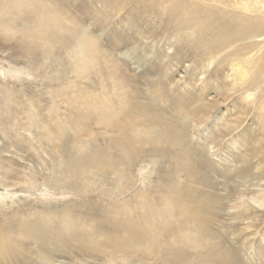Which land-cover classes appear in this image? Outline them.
Wrapping results in <instances>:
<instances>
[{"label":"rangeland","instance_id":"rangeland-1","mask_svg":"<svg viewBox=\"0 0 264 264\" xmlns=\"http://www.w3.org/2000/svg\"><path fill=\"white\" fill-rule=\"evenodd\" d=\"M109 1L126 8L111 20L114 23L109 21L110 25L98 22V12L87 16L85 33L80 35V40H87L89 36L101 47L96 51L98 55L94 52L97 59L87 63L89 79L79 86L89 85L99 93L100 81L108 88L113 84L111 77L117 76L126 99L132 102L128 106L144 104L143 111H149V119L157 123L162 117L170 118L177 135H182L185 141L176 150L174 145H169V159L158 151L143 154L142 160L148 167L136 177V186L145 179L149 197L157 190L164 191L168 184L176 185L180 181L178 185L184 189V183L193 185L189 187L195 189L194 195L206 202L207 208H201L198 214L206 221L211 235L204 242L185 249L189 254L186 264H237L232 255L242 257L241 251H245L244 262L259 264L252 252L257 244L264 246V208L252 228H244L240 218L233 220L235 224H230L229 220L232 213L242 216V207H233L241 204L242 194L256 195L264 190V80L249 85V73L240 77V72L230 63H220L222 56L216 51L218 40L176 28L175 19L150 2L143 5L132 0L130 9L127 0ZM15 4H10L9 11L0 16V89L10 90L16 102L3 108L0 99V236L12 234L13 244L20 247L28 264H84V260L92 264L94 261L88 256L81 257V253L72 248L53 252L52 247L60 243L58 239L47 238L45 233V223L51 229L61 228L63 224L56 217L54 220V215L72 206V212L84 220L86 232L96 234V243L114 236L128 242L130 255L114 252L116 264L123 256L130 257V264H161L160 261L168 257V245L173 247L170 237L158 239L154 247L145 238L134 237L133 232L124 227L114 230L115 211H106L103 204L96 201L99 191L89 190L80 196L68 192L72 186L81 189V179L76 173L77 167L84 165L94 190L114 186L116 176L112 164L115 160L109 159L112 151L105 150L102 157L97 154L90 161L87 155L83 156L84 151L74 148L83 142L91 152L97 146L102 152L111 142H104L100 134L110 132L94 127V136L87 137L86 142L85 137L73 135V127L79 121L73 118L70 108L59 102L57 112L49 111L52 86L61 84L66 93L74 89L71 73L62 68L69 60L61 50H58L59 56L67 63L59 61L54 53H43L39 43L33 45L38 42L33 33L39 22L32 17L35 0ZM136 27L143 30L145 37L134 34ZM111 30L114 35L109 34ZM27 45L34 47L28 50ZM103 56H108V61L112 57L110 62L115 64V69L119 67L118 71L108 69ZM164 56L173 58L172 63ZM244 65L240 63L246 68ZM249 93L253 95L249 97ZM51 119L55 124L58 119L63 122L61 136L57 132L54 140L53 137L47 139V127L43 128ZM138 128L154 136L162 132L157 126L150 128L141 124ZM49 134L52 136V132ZM161 141L168 143L164 138ZM136 170L132 167L130 172L136 174ZM103 199L111 198L107 195ZM173 202L170 200L171 205ZM171 208L172 215H177V207ZM43 214L50 220L44 222ZM19 227L29 231L30 237L17 243L13 233ZM220 243L230 249L228 260L222 257ZM199 248H203L201 256H198ZM45 253L48 262L40 261L39 257ZM149 256L159 257V260L149 259ZM166 264H174L173 259L167 258Z\"/></svg>","mask_w":264,"mask_h":264},{"label":"bare ground","instance_id":"bare-ground-1","mask_svg":"<svg viewBox=\"0 0 264 264\" xmlns=\"http://www.w3.org/2000/svg\"><path fill=\"white\" fill-rule=\"evenodd\" d=\"M24 1L27 2V0H0V16L9 11L7 8L10 4L18 3V6ZM127 1L130 9H132V0ZM138 1L139 4L143 5L150 2L153 7L160 8L165 15L175 19L177 23L175 27H178V29H186L194 35L207 34L218 40L216 51L222 56L220 63H230L233 69L240 72V77H246L249 73L250 76L247 80L249 85L253 86L264 80V0ZM39 7L43 9L41 10ZM125 8L119 4L111 3L109 0H35L33 5L32 12L34 11V13L32 17H36L39 21L34 27L37 31L33 33V37L38 38V42L33 45L37 46L39 43L43 53L48 55L54 53V56L62 62L63 58L59 56L60 52L58 53V50L65 53L69 61L67 63L64 59L63 63H67V65L64 64L62 68L71 73L74 79V89L67 93L61 84L56 87L52 86V90L49 91L51 95V103L48 105L49 111L57 112L59 102L70 108L71 112L74 113L73 118L77 117L79 121L73 127V131H75L73 135L76 138L78 136L85 137L86 142L90 137L94 136V127L98 130L101 128L104 133L110 132L108 135L100 134L104 142H111L105 145L102 152H100L98 146L91 152L87 148L86 143L84 144L83 142L79 143L78 146L75 145L74 148L77 149L78 147V151L80 149L84 151L83 156L84 154L87 155L90 161L94 160L97 154L102 157L105 150L112 151L113 155L109 153V159L115 160L112 164L115 169L113 174L116 176L114 186L111 189L94 190L95 186L88 180V169L84 165L82 168L77 167L78 173H76V177L81 179V189L77 190L75 186H72L68 189V192L80 196L89 190L99 191L96 201H100L106 211H115L114 230L124 227L133 232L132 235L134 237H143L149 245L154 247L155 241L158 239L170 237L173 241V247L168 245V257H164L160 263L166 264L167 258L170 257L173 259L174 264H186L188 263L186 260L189 254L185 252V249L204 242L211 235V232H207L206 221L198 214L201 208H207L206 202L194 195L195 189L191 188L193 185L184 183L186 188L184 189L178 185L180 181H177L176 178H174L177 181L176 185L168 184L164 191L159 193V190H157L156 193L151 194L149 197L146 195L149 186L145 179L141 180L140 186L135 184L136 177L141 176L148 167V163L142 160V155L158 151L165 158H168L169 145H174V150L178 149L177 146L185 143L183 136L177 135L178 132L173 128L170 118L162 117V119H159L158 124L155 120L149 119V111H143L144 104L138 103L133 108L128 106L132 102L126 99V92L122 90L124 87L116 79L117 76L113 75L114 73L111 77L113 84L111 87L108 85L110 88H107V84L104 81L99 82V93L90 89L89 85L79 86V84H84L82 81L89 79V64L87 63L97 59L94 52L101 47L97 45L94 38H91L94 40L91 41L89 36L86 37L87 40H83L82 37L80 40V35L85 33L84 27L88 19L87 16H92L94 12H98L97 20L102 25L113 18L119 17L121 11ZM126 11L128 12L127 9ZM129 27H132V25ZM109 34L114 35V31H109ZM134 34L145 37L141 28L136 27ZM33 47L27 45L28 50L30 48L33 49ZM164 57L170 59L172 63L173 58H170V56ZM103 58L105 65L112 72L119 68L116 66L115 69V64L110 62L112 57L110 61L107 59L109 58L108 56H103ZM241 62L246 64L244 65L246 68L240 66ZM116 65L119 66L118 63ZM252 68L255 70L253 73L250 70ZM0 94L3 108L10 102L16 103L10 90L2 88L0 89ZM252 95V93L248 94L249 97ZM262 105H264V101ZM27 115L32 118V114L28 113ZM58 121L57 124L52 121L50 124L43 125L44 130L47 127V139H52L53 137L54 140L58 136L57 132L61 136L63 122L60 119ZM141 124L150 128L157 126L162 132L156 134V137L150 132L140 130L138 126ZM50 132H52V136L49 134ZM112 133H114L113 137L111 136ZM161 138L167 140L168 143H162ZM145 145H148V148ZM182 166L185 168V161ZM132 167L137 168L136 174L130 172ZM110 170L112 171V168ZM196 189L199 191L197 187ZM107 195L111 198L109 201L103 199ZM170 200L174 201L172 205ZM212 203L215 204L216 202L212 201ZM175 206L178 214L172 215L171 207ZM71 207L67 206L65 210H59L58 214L54 215V220H56V217L61 221L60 224H63V226L59 225L61 228L51 229L49 224L45 223L44 229L45 233H47V238L58 239L60 243L57 247H52L53 252L58 249L72 248L75 251H79L81 257H83L82 255L88 256L94 261L92 264H116L114 252L130 255L127 251L129 248L128 242L122 238L114 236L110 239H104L103 242L96 243L94 240V235L96 234L91 231L86 232L84 220L75 215ZM233 207H242L243 213L242 216L232 213V216H230L231 220L228 219L230 224H235L233 220L236 221L237 218H240V223L242 222L244 228L256 226L254 222L257 221L259 214L262 213L261 209L264 208V190L256 195L242 194L241 204ZM42 218H44V222L50 220L47 215ZM181 218L182 220L179 221ZM29 234V231L26 230L25 232L22 227H19V230L13 233V240L17 243L25 241L30 237ZM10 235L5 233L0 236V264H28L29 261L27 262L20 247L13 244ZM74 242L78 243L74 244ZM227 247V245L221 244V253L225 260H228L230 254V249ZM202 250L203 248L198 249V256H201ZM252 253L256 257L255 261H259V264H264V246L257 244L253 248ZM240 255L242 257L233 254V261L237 264H247L243 260L245 251H241ZM39 258L42 262L46 260L48 262L46 253ZM129 258L123 256L118 264H130ZM149 259L159 260V257L149 256ZM84 264L91 263L84 260Z\"/></svg>","mask_w":264,"mask_h":264}]
</instances>
